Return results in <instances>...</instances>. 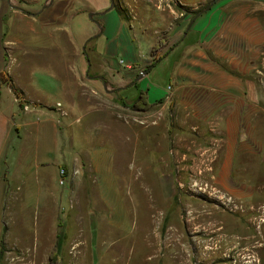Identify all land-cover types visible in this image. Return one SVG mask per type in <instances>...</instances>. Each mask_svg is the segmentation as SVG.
Here are the masks:
<instances>
[{
	"label": "rangeland",
	"instance_id": "1",
	"mask_svg": "<svg viewBox=\"0 0 264 264\" xmlns=\"http://www.w3.org/2000/svg\"><path fill=\"white\" fill-rule=\"evenodd\" d=\"M49 2L0 0V78L10 83L14 79L30 98H41L46 106L66 105L57 82H71L79 106L71 117L79 122L77 173L59 185L56 167H36L41 152L26 145L29 154L22 158V141L9 156L0 157L6 162L0 164V264H56L50 258L55 248L58 264H264L261 195H254L251 209L246 202L251 190L220 179L222 150L196 119L182 123L184 117L180 111L173 113L170 103L138 110L133 108L137 98L93 94L82 84V75L74 81L73 69L62 66V54L50 44L30 40L22 49L5 46L20 23L13 20L17 12L38 14L46 24L58 20L77 42L92 28L89 0H52L43 9ZM112 2L133 31V45L126 53L133 51L143 69L185 30L204 28L219 9L246 12L264 32V0ZM205 12L207 18L196 25L193 20ZM154 47L158 50L152 58ZM80 48L87 50L86 41ZM117 54L115 62L128 60L123 46ZM81 63L87 70L88 61L83 58ZM170 69L171 59H162L148 72L146 84L164 88ZM18 92L19 101L28 104ZM15 112L20 124L26 117L18 107ZM28 118L33 122L37 116ZM38 119L44 123L45 117ZM45 150V159L58 160L52 147ZM62 167L70 170L66 164ZM237 174L243 176L238 182L246 184V174Z\"/></svg>",
	"mask_w": 264,
	"mask_h": 264
},
{
	"label": "crops",
	"instance_id": "2",
	"mask_svg": "<svg viewBox=\"0 0 264 264\" xmlns=\"http://www.w3.org/2000/svg\"><path fill=\"white\" fill-rule=\"evenodd\" d=\"M89 1L92 28L81 41L77 42L72 34L65 33L58 20L46 24L38 20V14L27 17L17 12L13 20H20V23L12 28V38L7 40L11 42L5 46L22 49L30 40L50 44L62 54V66L73 69L74 81L83 76L82 84L93 94L103 92L120 100L124 96L135 99L139 92H144L152 108L170 103L173 113L175 110L181 112L182 123L187 124L186 118L196 119L204 131L213 134L214 145L222 150L220 179L230 180L236 188L244 186L251 190L246 192V202L251 209L255 206L254 195H261L260 206L264 209V96L259 84V75L260 81L264 79L263 29L246 12L217 10L204 28H188L165 52L162 59H171L170 81L161 88L146 84L148 73L137 79L143 66L137 62L133 51L126 53L133 45V31L114 5L111 7L110 0ZM51 5H45L43 9ZM207 12L193 20L196 25L207 18ZM213 21L214 27H211ZM84 41L87 50L80 48ZM122 46L128 60L115 62L113 57L119 55ZM83 58L88 61L85 71L81 63ZM59 79L57 90L64 96L66 105L57 102L60 108L56 109V104L46 106L43 99L30 98L11 78L12 85L28 101L21 108L19 99L7 86L8 82L0 78V157L9 156V150L22 141L23 159L29 154L26 145H29L28 149L32 146L42 153L37 168L53 165L56 174L64 164L70 166V170L65 169L68 173L75 169L81 144L75 134L79 122L71 117L78 112L79 106L72 96L71 82ZM16 107L26 117L20 124L15 120ZM30 115L37 116L36 120L30 122ZM38 116L45 117L44 123ZM63 142L70 148L63 146ZM47 147L54 149L58 160L45 159ZM100 159L103 162L102 156ZM1 163L6 164L4 160ZM244 164L245 170L241 169ZM237 172L246 174V184L238 182L243 176H238ZM260 179L262 183L258 184Z\"/></svg>",
	"mask_w": 264,
	"mask_h": 264
},
{
	"label": "trees",
	"instance_id": "3",
	"mask_svg": "<svg viewBox=\"0 0 264 264\" xmlns=\"http://www.w3.org/2000/svg\"><path fill=\"white\" fill-rule=\"evenodd\" d=\"M193 20V19H192ZM158 47H154V49L151 51V57L153 58L154 53L158 50ZM163 56L159 57L158 59H154L152 60V62L146 66L143 70L148 69V68H153L154 66H156L162 59ZM7 86L9 87V89L14 93V95L18 98L20 96L19 92L14 88V86L8 82ZM19 99V98H18ZM20 107L22 108L23 104L21 102H19ZM134 109H138V110H146V109H151L152 106L148 103L147 101V96L144 92H139L138 96H137V100L136 103L134 104ZM51 259H54V261L56 262V264L59 263V256H58V252L57 249L55 248L51 255H50Z\"/></svg>",
	"mask_w": 264,
	"mask_h": 264
},
{
	"label": "built area",
	"instance_id": "4",
	"mask_svg": "<svg viewBox=\"0 0 264 264\" xmlns=\"http://www.w3.org/2000/svg\"><path fill=\"white\" fill-rule=\"evenodd\" d=\"M263 89V95H264V85L262 86ZM169 90V88H168ZM57 108H60V104L56 105ZM77 171L75 169H72L71 173H68L65 169L61 168L58 170V184L64 185L65 182H67L68 179H70L73 175H75Z\"/></svg>",
	"mask_w": 264,
	"mask_h": 264
},
{
	"label": "water",
	"instance_id": "5",
	"mask_svg": "<svg viewBox=\"0 0 264 264\" xmlns=\"http://www.w3.org/2000/svg\"><path fill=\"white\" fill-rule=\"evenodd\" d=\"M52 3V0H50V2H49V5ZM110 4H111V7L113 6V2H112V0H110ZM46 7V6H45ZM44 7V8H45ZM209 8V7H208ZM208 8L206 9V10H208ZM109 11V9L106 11V12H108ZM91 14H89V17L91 18ZM102 32V30L100 29V33ZM150 69L151 68H148V69H145V70H143L139 75H138V77H137V79H140V78H142L143 76H145L149 71H150Z\"/></svg>",
	"mask_w": 264,
	"mask_h": 264
}]
</instances>
